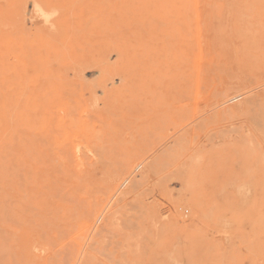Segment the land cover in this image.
Returning a JSON list of instances; mask_svg holds the SVG:
<instances>
[{"label":"rangeland","instance_id":"rangeland-1","mask_svg":"<svg viewBox=\"0 0 264 264\" xmlns=\"http://www.w3.org/2000/svg\"><path fill=\"white\" fill-rule=\"evenodd\" d=\"M0 264H264V0H0Z\"/></svg>","mask_w":264,"mask_h":264}]
</instances>
